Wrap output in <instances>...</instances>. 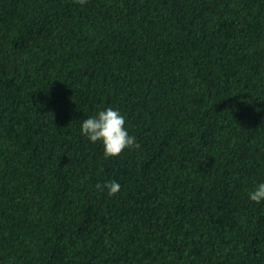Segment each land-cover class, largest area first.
Wrapping results in <instances>:
<instances>
[{
    "label": "trees",
    "instance_id": "1",
    "mask_svg": "<svg viewBox=\"0 0 264 264\" xmlns=\"http://www.w3.org/2000/svg\"><path fill=\"white\" fill-rule=\"evenodd\" d=\"M262 181L264 0H0V264H264Z\"/></svg>",
    "mask_w": 264,
    "mask_h": 264
},
{
    "label": "clouds",
    "instance_id": "2",
    "mask_svg": "<svg viewBox=\"0 0 264 264\" xmlns=\"http://www.w3.org/2000/svg\"><path fill=\"white\" fill-rule=\"evenodd\" d=\"M77 2L83 6L87 0H77ZM125 122V116L118 108L104 107L83 119L79 131L80 135L86 137L89 142H99L105 157H116L125 149L132 150L140 147L136 137L129 133ZM96 187L112 196L120 190L121 185L112 180L106 181L103 185L97 184ZM247 196L256 204L264 203V181L257 183L247 192Z\"/></svg>",
    "mask_w": 264,
    "mask_h": 264
}]
</instances>
